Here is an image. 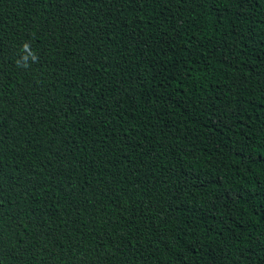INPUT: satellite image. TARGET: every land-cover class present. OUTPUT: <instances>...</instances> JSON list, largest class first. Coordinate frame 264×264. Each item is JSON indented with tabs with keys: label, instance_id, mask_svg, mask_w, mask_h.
Wrapping results in <instances>:
<instances>
[{
	"label": "trees",
	"instance_id": "obj_1",
	"mask_svg": "<svg viewBox=\"0 0 264 264\" xmlns=\"http://www.w3.org/2000/svg\"><path fill=\"white\" fill-rule=\"evenodd\" d=\"M0 264H264V0H0Z\"/></svg>",
	"mask_w": 264,
	"mask_h": 264
},
{
	"label": "clouds",
	"instance_id": "obj_2",
	"mask_svg": "<svg viewBox=\"0 0 264 264\" xmlns=\"http://www.w3.org/2000/svg\"><path fill=\"white\" fill-rule=\"evenodd\" d=\"M39 63V56L32 49L30 43L25 42L21 49V55L16 59V67L22 70H28L33 64Z\"/></svg>",
	"mask_w": 264,
	"mask_h": 264
}]
</instances>
